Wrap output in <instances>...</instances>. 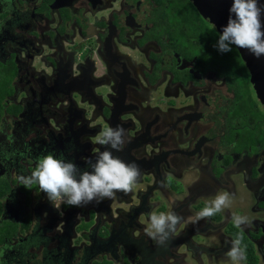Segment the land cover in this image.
<instances>
[{"label": "flooded vegetation", "instance_id": "af4514ba", "mask_svg": "<svg viewBox=\"0 0 264 264\" xmlns=\"http://www.w3.org/2000/svg\"><path fill=\"white\" fill-rule=\"evenodd\" d=\"M194 8L0 0V222L15 226L0 264H249L226 255L237 237L264 264V106L238 49L236 78ZM117 126L123 151L90 139ZM104 150L139 166L132 191L56 208L20 182L49 153L91 171ZM225 191L227 207L189 222ZM153 212L183 218L163 245L146 233Z\"/></svg>", "mask_w": 264, "mask_h": 264}, {"label": "clouds", "instance_id": "9594fccd", "mask_svg": "<svg viewBox=\"0 0 264 264\" xmlns=\"http://www.w3.org/2000/svg\"><path fill=\"white\" fill-rule=\"evenodd\" d=\"M229 11L227 25L218 39V50L226 53L235 45L247 49L256 58L264 56V23L261 20L264 6L259 0H233ZM126 136V130L117 126L105 128L95 138L90 139L94 143L110 145L111 149L123 151L128 143ZM86 162L91 171H81L76 163L49 153L39 159L31 175L21 176L19 179L26 186L37 184L47 194L49 201L59 208L63 204L81 207L94 200L99 202L106 198L111 199L117 191L130 192L140 176V169L135 161L125 162L114 156L110 150L100 151L94 162L91 159ZM229 204V193H220L195 217H189V222L197 223L202 218L212 217ZM182 219L175 213L153 212L150 214V226L146 233L163 245L174 234ZM233 222L239 228L248 223V218L234 215ZM230 243L231 248L226 255L231 261L245 260L246 248L242 247V238L237 237Z\"/></svg>", "mask_w": 264, "mask_h": 264}, {"label": "water", "instance_id": "95a60500", "mask_svg": "<svg viewBox=\"0 0 264 264\" xmlns=\"http://www.w3.org/2000/svg\"><path fill=\"white\" fill-rule=\"evenodd\" d=\"M194 7L208 20L213 27L222 34V29L227 25L233 0H190ZM264 6V0H259ZM264 23V14L261 17ZM264 30V29H262ZM238 49L246 67L251 74V82L258 96V100L264 106V56L256 58L247 49Z\"/></svg>", "mask_w": 264, "mask_h": 264}, {"label": "trees", "instance_id": "16d2710c", "mask_svg": "<svg viewBox=\"0 0 264 264\" xmlns=\"http://www.w3.org/2000/svg\"><path fill=\"white\" fill-rule=\"evenodd\" d=\"M194 13H196V15L199 17L197 19H199L201 21V23H200L201 29L202 30L205 29L210 33L211 45L215 46L217 48L218 39H219V36L221 34L213 27V25L210 22H208L206 20L204 21V18L201 15V13L198 10H196L195 8H194ZM208 24H210V25H208ZM231 47H232V50L229 52H226L224 55L225 62L229 64L227 70L229 72H231L236 78H239L238 73H239L240 69L242 71H245L246 69L243 65V62H242L241 57L237 51L236 46L232 45ZM242 75H243L242 78L243 77L245 78L243 81L248 80L247 75H245L243 72H242ZM239 85H242L241 80H239ZM245 94L246 93H245L243 88H240V89L238 88L237 100H241V101L246 100L247 98L244 96ZM7 190H8L7 184L0 181V214H1V200L4 197L5 193L7 192ZM14 231H15L14 225H9L8 223L0 222V244H2L4 242L5 237H7V238L10 237ZM246 257L248 259L249 264H254L255 257L253 256L252 252L246 253Z\"/></svg>", "mask_w": 264, "mask_h": 264}, {"label": "rangeland", "instance_id": "374dc122", "mask_svg": "<svg viewBox=\"0 0 264 264\" xmlns=\"http://www.w3.org/2000/svg\"><path fill=\"white\" fill-rule=\"evenodd\" d=\"M185 7H187V5H184ZM194 23L197 25L198 23H199V19H195L194 20ZM209 25V24H208ZM196 28H199V29H201V27H197V26H195V29ZM252 95H254V93H252ZM258 104V106H256V108L258 109V111H259V115L257 116L256 115V119H259V118H262V116H263V114H264V109H262L261 108V105H259V103H257ZM262 261H264V258L262 259Z\"/></svg>", "mask_w": 264, "mask_h": 264}]
</instances>
